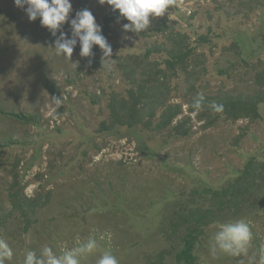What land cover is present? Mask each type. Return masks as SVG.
<instances>
[{"label":"rangeland","instance_id":"374dc122","mask_svg":"<svg viewBox=\"0 0 264 264\" xmlns=\"http://www.w3.org/2000/svg\"><path fill=\"white\" fill-rule=\"evenodd\" d=\"M71 3L70 19L84 5L101 25L112 47L110 65L103 67L99 46L93 47L91 66L79 55V43L70 61L56 56L51 48L56 37L40 19L29 21L14 0H0V143L6 144L0 147V238L13 250L5 264H23L28 250L39 255L47 245L59 253L89 238L98 241L101 251L110 250L119 264H185L167 252L177 248L169 238L179 225L177 212L194 204L212 208L208 187L229 189L250 159L264 162V0H171L165 14L138 35L125 32L122 25L128 21L117 22L118 10L107 4ZM62 30L70 38L68 23ZM172 31L188 34L190 46L205 58L193 75L180 70L171 79L177 88L170 102L184 109L175 123L189 117L191 133L176 137L140 129L139 136L127 126L104 130L110 95L129 87L124 76L125 67L135 63L131 56L141 58L156 46L151 60L165 59ZM52 81L58 93L50 90ZM194 81L197 90L190 92ZM198 94L206 97L207 106L191 112L188 101ZM52 96L62 98L59 106ZM234 98L257 102L259 116L204 114L210 103ZM4 111L28 117L16 119ZM13 139L18 142L8 144ZM16 182L27 197H37L36 209L30 210L32 225L12 212ZM246 196L241 213L227 206L222 216L200 227L193 249L196 264H248V257L210 255L218 222L244 219L249 224V256L264 245V173H257ZM187 233L181 227L177 240L182 237L184 243ZM99 255L82 264H95Z\"/></svg>","mask_w":264,"mask_h":264},{"label":"trees","instance_id":"16d2710c","mask_svg":"<svg viewBox=\"0 0 264 264\" xmlns=\"http://www.w3.org/2000/svg\"><path fill=\"white\" fill-rule=\"evenodd\" d=\"M82 8L86 9L87 7L83 5ZM112 14L113 13L106 15L107 23L112 21ZM165 25L166 24L163 26ZM151 30L160 31L163 32V34L167 33V31H164L161 27L151 26ZM145 35L147 34L145 33ZM168 35L170 43L167 44L168 48L166 50L168 57L165 59L151 60V56L156 51L154 49L156 46H150L141 58L136 55L131 56V58H134L135 63L134 65L133 63H129L125 67L126 76H124L126 81H128L129 87L125 92H117L115 88L110 95V106L108 107L110 110V116L108 117V121L106 120L107 122L104 121L103 123L104 130L107 129V131L111 130V132H113L112 130L117 129L118 127L127 126L133 134L139 136H141L139 133L140 129L160 132L166 131L170 136L174 135L176 137L187 136L191 133V127H186V123L188 119H190L189 117L175 123L176 118L184 113V109L182 103L170 102V96L173 92V96H176L177 88V83L172 85L171 79L178 77L180 70L193 75V71L195 72L196 68L205 62V58L201 54H196L195 47L190 46L191 43L188 34L172 31L168 33ZM202 39L207 40L206 37H202ZM198 57H200L201 62H198ZM85 60V64H89V66L95 64L93 56L86 57ZM202 71L206 73L207 66H204ZM261 86H264V82ZM49 87L50 90L56 93L60 90L54 81L50 82ZM189 89L190 92H195L197 90L195 87V81ZM204 98L203 109L206 108L207 105L205 104L208 103L206 97ZM193 100L194 99L188 101L191 112L195 111L191 108ZM219 101V105H222V110L216 112L218 113V118L223 117V115L230 119H240L243 117L255 118L259 116L258 103L254 100L248 102V100L234 98L226 101V103H222L221 100ZM208 110L213 111L211 108H208L204 111V114H208ZM4 112L7 116L16 119L28 117L19 113L16 115L9 111ZM29 117L32 116L29 115ZM17 142L16 139H13L9 141L8 144H14ZM5 146L6 144L2 145V143H0V147L5 148ZM257 173H264V162L250 159L246 167L239 171L236 183L230 185L229 189L225 188L223 190L215 191L211 187L206 189L212 208H204L200 204H194L182 211H178L176 219L179 221V225H175V228L177 229L174 231V235L169 237L170 240H172V243L175 242L177 248L173 250V245V248L170 247L169 250H167L168 254L173 253L178 262L196 264V256L193 249L195 247L194 240L200 232V227L203 224L208 223V219H213L220 215L222 216L227 206H233L236 208V211H239L242 204L247 199V192L253 187V182ZM21 190L23 189L18 187L17 182L11 185L12 195H10V198L12 212L18 211L25 222L30 224V222L34 220L31 211H34L37 207V197L31 199ZM189 204L190 203L187 205ZM241 212L242 209L237 213L239 214ZM226 216L227 215L224 216V219H226ZM32 223L33 222H31V225ZM181 227H187L188 229V233L183 237L184 243L181 242L182 237L180 240H177ZM28 230L26 228V232H29ZM180 246L181 248L179 249ZM162 254H164V252Z\"/></svg>","mask_w":264,"mask_h":264},{"label":"clouds","instance_id":"9594fccd","mask_svg":"<svg viewBox=\"0 0 264 264\" xmlns=\"http://www.w3.org/2000/svg\"><path fill=\"white\" fill-rule=\"evenodd\" d=\"M97 2L102 6L107 4L113 12L118 10L117 22L124 19L128 21L122 25L123 30L138 35L149 27L152 19L165 14L171 0H97ZM14 4L25 10L29 21L39 18L41 26L46 27L51 35L56 37L54 47H51L56 56H62L70 61L74 48L79 43L81 57L93 56V47L99 46L102 51L101 63L103 67L110 65L114 60L112 47L106 37L102 35L101 25L96 22L90 10H79L70 19L71 0H14ZM65 23L70 26V38L62 30ZM58 32L59 36H57ZM204 99L203 94H198L193 100L191 108L195 111L201 110ZM61 102L62 98L52 96L54 106H59ZM209 107L215 112L222 110V105L215 102L210 103ZM252 241L253 233L244 219L218 222L210 241V255L214 259L219 255L248 257V264H264V245H261L249 256ZM98 251L100 255L95 264H119L117 257L110 250L101 251L95 238H89L85 242L59 253L47 245L42 247L39 255L35 251L28 250L25 253L23 264H82ZM12 258V248L5 239L0 238V264H5V261H10Z\"/></svg>","mask_w":264,"mask_h":264},{"label":"bare ground","instance_id":"6f19581e","mask_svg":"<svg viewBox=\"0 0 264 264\" xmlns=\"http://www.w3.org/2000/svg\"><path fill=\"white\" fill-rule=\"evenodd\" d=\"M186 129V128H185Z\"/></svg>","mask_w":264,"mask_h":264}]
</instances>
